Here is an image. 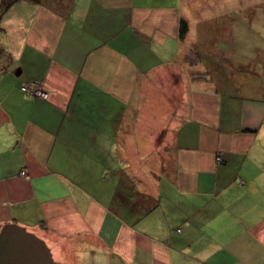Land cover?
Here are the masks:
<instances>
[{
    "label": "crops",
    "instance_id": "0c3cea01",
    "mask_svg": "<svg viewBox=\"0 0 264 264\" xmlns=\"http://www.w3.org/2000/svg\"><path fill=\"white\" fill-rule=\"evenodd\" d=\"M233 7L20 0L4 10L0 229L24 227L61 264H264V66L247 73L231 51L201 53L222 41L216 21L231 40V10L255 5Z\"/></svg>",
    "mask_w": 264,
    "mask_h": 264
},
{
    "label": "rangeland",
    "instance_id": "374dc122",
    "mask_svg": "<svg viewBox=\"0 0 264 264\" xmlns=\"http://www.w3.org/2000/svg\"><path fill=\"white\" fill-rule=\"evenodd\" d=\"M8 1L10 0H0V17ZM257 1L258 0H231V8H234V5L240 4H251L255 5V7H253L252 9L240 11L231 10V40H229L228 38L229 34L227 35V39H224L226 36L225 34L220 35L221 27L224 28L225 33L228 32V22L223 24L222 20L216 21V24L214 25L213 38L219 37V39L221 38L222 41L220 40L221 43L212 42L210 46L205 47V49L202 48L201 53H210V50L213 48L216 51V59H218L223 51H231L233 58L232 61L237 67L242 66V68H246L247 73H253L254 70L262 71V66H264V1L260 3ZM0 32H2L1 29ZM2 39L3 35L1 33L0 45L3 47L4 44ZM244 57L245 61H243ZM228 59V64L231 65L230 54L228 55L226 60L228 61ZM226 64L227 63L223 61H220L218 63V65H221L223 68L226 67ZM8 65L9 69L12 71L18 69V66L16 64L8 63ZM242 68H238V72L242 73ZM246 72L242 74H245Z\"/></svg>",
    "mask_w": 264,
    "mask_h": 264
},
{
    "label": "water",
    "instance_id": "95a60500",
    "mask_svg": "<svg viewBox=\"0 0 264 264\" xmlns=\"http://www.w3.org/2000/svg\"><path fill=\"white\" fill-rule=\"evenodd\" d=\"M0 264H61L44 240L16 224L0 229Z\"/></svg>",
    "mask_w": 264,
    "mask_h": 264
},
{
    "label": "built area",
    "instance_id": "2783aa9c",
    "mask_svg": "<svg viewBox=\"0 0 264 264\" xmlns=\"http://www.w3.org/2000/svg\"><path fill=\"white\" fill-rule=\"evenodd\" d=\"M21 91L28 97V98H41L46 99L47 95L38 87L34 86H22ZM217 161L220 162V158H217Z\"/></svg>",
    "mask_w": 264,
    "mask_h": 264
},
{
    "label": "trees",
    "instance_id": "16d2710c",
    "mask_svg": "<svg viewBox=\"0 0 264 264\" xmlns=\"http://www.w3.org/2000/svg\"><path fill=\"white\" fill-rule=\"evenodd\" d=\"M20 0H10L8 1V3L5 5V8L4 10L8 9L11 5H13L14 3L18 2ZM27 1H30V2H33V3H38L39 0H27ZM185 30V24L183 23L182 27H181V33H183ZM0 55H3L5 56V51L4 49L2 48V46L0 45Z\"/></svg>",
    "mask_w": 264,
    "mask_h": 264
}]
</instances>
